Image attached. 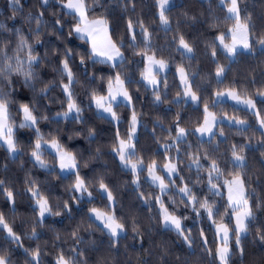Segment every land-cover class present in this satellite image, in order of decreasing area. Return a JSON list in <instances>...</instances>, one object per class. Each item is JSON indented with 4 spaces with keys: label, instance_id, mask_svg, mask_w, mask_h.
Returning a JSON list of instances; mask_svg holds the SVG:
<instances>
[{
    "label": "snow or ice",
    "instance_id": "obj_1",
    "mask_svg": "<svg viewBox=\"0 0 264 264\" xmlns=\"http://www.w3.org/2000/svg\"><path fill=\"white\" fill-rule=\"evenodd\" d=\"M131 2L134 10L135 0ZM169 5L170 0H155L154 6L158 9L159 21L165 31L170 29V21L166 15ZM54 6L60 11L58 14L53 13L55 20L48 34H54L64 44L63 49L41 39L47 28L43 18ZM7 7L11 12L7 19L13 23H0V31L10 34L0 37V148L10 155L19 154L22 146L17 130L27 129L32 135L28 137L26 150L33 165L57 179L69 178L70 195L56 205L51 203L49 194L41 189L35 179L25 177L22 193L0 180V196H3L6 205H11L10 211L13 214L16 212L17 198L22 195L27 200L32 213L30 238L39 239L37 229L48 224L50 217L71 219L75 209L85 202L91 205L87 209V228L95 225L102 234H106L108 249L117 246L121 233H126L127 224L116 209L118 201L115 186L108 182L104 175L97 174L95 168L89 169V172L83 171L89 167V161L99 159V156L90 155L88 160H83L76 149L70 146L69 142L80 136L81 131L65 127L64 135H61V122L65 125H87L83 119L84 101L76 91L81 83L79 74L88 82V110L94 107L98 113L107 114L99 118L108 119L110 123L115 122L111 154L113 158H118L121 172H127L131 177L126 183L134 186L133 191L137 194V199L147 205L149 212L155 210L157 222L169 232L174 230L177 237L191 248L194 243L191 229H188L183 221L189 218V214H193L198 220L207 219L215 227V236L221 240L219 246L206 247L208 241L204 229L199 230L205 245L204 251L211 257L209 264H217V261L219 264H230L231 256L237 252L243 257L245 249L242 247V241L250 231L252 221L256 219L255 212L260 204H250L246 194L245 151L250 149L251 145L243 142L229 143L224 135V126L227 123L228 127H235L242 136L254 129L247 119L229 115L222 105L225 98L237 105H243L245 110L252 112L260 135L264 136V87L256 93L261 98L258 107L253 96L239 92L236 87H217L214 91L210 87L202 88L183 66L177 65L175 74L179 83L175 99L169 100L168 91H161V84L165 89L168 87L166 76L161 79V74L170 70V62L164 59L162 54L158 58L157 50L151 43L152 32L142 20L134 22L131 18L128 19L125 34L117 41L109 19L103 13L94 14V9L89 7L87 0H55L54 4L53 0H39V13L29 12L25 19V23L29 24L27 32L15 26L16 16L23 12L21 0H8ZM217 8L225 13L224 21L233 24L227 32L214 35L211 42L206 43V47L211 49L212 63L216 65L215 83L219 86L227 74L226 69L220 66L216 59L218 54L222 51L225 58L233 60L242 54L240 49L252 53L256 44L264 49V31H261L257 39H252L256 34L255 25L251 23L249 16L241 18L238 0H218ZM69 17L70 20L67 19ZM216 20L213 16L208 27L215 28ZM33 23L35 28L31 27ZM65 27L68 29L66 36ZM137 28L139 32L136 31ZM70 38L83 41L87 51L69 47L67 41ZM172 44L181 56L188 59L193 57L194 44L186 39L183 33L177 31ZM40 49H43V54ZM128 49H131V56L126 55ZM50 51L59 53L56 61L58 67H54L59 76L58 81L55 78L44 79L38 71L47 63ZM77 58L79 64L76 63ZM128 64L133 65L134 70L125 74L123 70ZM97 65L107 67L108 73L105 74L102 69L97 70ZM137 72L139 80L135 78ZM98 81L100 84L97 88ZM133 84L143 86L145 91L151 87L153 104L157 108H163L166 104L176 108L184 106L185 111L191 110L196 116L193 123L191 117L185 119L181 112L177 111L167 128L162 124L157 125L162 136L158 138L155 130L153 131V138L158 147L156 152L149 154L147 158L138 151V129L143 124L134 107L127 131L121 134L119 129L121 118L116 109L121 98L127 106L133 105V96L130 93ZM38 85L41 86L38 88ZM57 88L62 97L59 101L61 107L55 116H52L49 106L42 102L50 100V93ZM24 90L31 95L25 96ZM213 96L215 99H211ZM163 111L167 114L171 109L164 108ZM45 123L56 127L49 128L46 133L41 127ZM87 138L90 142L96 138V133L90 126H87ZM224 144L228 147L221 153L220 148ZM96 151L99 153L100 148ZM46 153L52 156V167H49L45 158ZM261 155L264 156V152ZM185 160L188 161L187 171H194V177L183 174L185 168L181 165ZM229 164L231 171L226 170V165ZM202 173H206V177ZM141 177H144L143 181ZM144 184L150 185L154 190L142 191ZM201 184H206V191L197 189L196 186ZM224 190L227 196L225 204L221 206L222 212L221 207L217 206L216 198L223 199ZM177 196L184 206V212L177 210ZM97 199L103 202L102 206H95ZM233 221L234 227H230ZM80 229L81 225H77L68 233L72 241L69 252L66 253L60 245H53L58 251L47 264H104L103 242L91 249L98 256L97 260L81 259L87 254L80 247L85 243ZM132 231L136 233V237H141L143 243V234L135 222L132 224ZM230 233L234 237V247L230 246ZM259 233L260 243L264 244V229H260ZM0 234L4 235L8 245L15 244L17 249H23L25 264H45L42 257L47 253L39 246L24 247V236L7 219L3 211H0ZM56 239H59V235ZM12 252L11 247L0 248V264H13L10 259Z\"/></svg>",
    "mask_w": 264,
    "mask_h": 264
},
{
    "label": "trees",
    "instance_id": "obj_2",
    "mask_svg": "<svg viewBox=\"0 0 264 264\" xmlns=\"http://www.w3.org/2000/svg\"><path fill=\"white\" fill-rule=\"evenodd\" d=\"M55 0H53V4ZM91 9H94V14L103 13L110 22V26L115 30V39L120 40V31L118 25H125V20L130 17H137L135 20H142L146 25L153 23L154 29L151 36V43L154 49L157 50L158 58L162 54L163 58L170 62V70L161 76L163 79L167 78V89L161 84V91L167 90L169 93V100L175 99L177 85L179 83L176 76V66H183L185 71L190 73L196 84L202 88H211L213 91L217 88L236 87L241 93H247L257 100V106H260L261 98L256 95L258 90L264 87V49H261L259 44L255 45V51L252 53L242 52V54L233 60L225 58V54L221 51L217 56V61L220 66L226 69V79L219 86L215 83L216 65L211 60V49L206 47V43H210L214 35L220 32H227L233 26L231 22H225L223 17L225 13L217 8L218 0H173V3L168 7L166 15L170 21V29L165 31V28L158 27L159 17L155 0H135V9L133 10L131 0H87ZM241 8V18L249 16L251 23L255 25L256 34L252 36L255 40L258 38L261 31H264V0H238ZM39 0H21L23 6L22 14L16 16V27H21L25 32L29 29V24L25 23V19L29 12L39 13L41 10L38 7ZM8 0H0V23L12 25L13 21L7 19L11 15L8 10ZM58 7H52L43 18L46 21L47 28L45 34L42 35V40H47L50 45H56L63 49L64 44L57 39L54 34H48L51 26L55 20L53 13H59ZM217 18L216 27H208V23L212 22V18ZM70 20L71 18H67ZM35 28V24L31 25ZM139 32V28L136 29ZM177 31L183 33L186 39L194 44V55L191 59L183 57L176 50V46L172 44L173 36ZM68 29L65 27L64 34L67 35ZM9 33L0 31V37L8 36ZM230 39V36H229ZM158 44L161 45H157ZM139 42V41H138ZM69 47L76 48L78 51H87V46L83 41L78 39H68ZM218 43V41H217ZM43 54V49H40ZM126 55L131 56V49L126 51ZM59 53L50 51L47 63L43 64L38 71L42 78L59 80V76L54 67H58L56 61ZM139 59V57H134ZM79 64V59H76ZM97 70H103L105 74L109 69L103 65H97ZM129 70H134V66L128 64L124 68V73L128 74ZM81 83L77 86L76 91L80 98L84 101L85 111L83 119L87 125L81 124H68L63 122L60 124L62 129L61 135H64L63 129H76L82 132L80 136L75 137L70 143L76 151L82 156L83 160H88L89 156H99V159L89 161V167L83 169L84 172H89V169L95 168L97 174L104 175L106 180L115 186V195L117 197V213L123 217L124 222L127 224L126 233H123L119 240V244L112 249H108V237L102 234L95 225L87 228V209L91 206L84 203L80 208H76L71 219L68 218H49V223L43 228L37 229L39 239H31L32 213L28 202L21 195L16 201V212L13 214L10 211L11 205H6L3 196H0V211H3L7 219L16 227L24 236V247L36 248L39 246L42 251L47 254L42 257L45 264L53 260L54 254L58 249L53 245H60L67 253L72 247L71 237L68 233L77 225H81L80 235L84 238L85 243L80 245L87 254L81 259H89L95 261L98 256L91 251L93 247L103 242L102 256L104 264H209L210 256H207L203 244V238L199 235V230L204 229L207 237L208 244L206 247L212 248L218 246L217 237L215 236V227L207 219H195L193 214H189V218L184 220L183 223L188 229H191V236L194 241L191 248H188L180 238L177 237L176 232L167 231L163 225L158 223L155 219V210L149 212L147 205L137 199V194L133 191L134 186L126 181H130L131 177L127 172H121L119 161L113 158L111 154V145L114 139L115 124L109 122L108 119H101L93 107L88 110V99L86 90L88 89V82L82 75L78 74ZM135 78L140 79L137 72ZM100 82H97L96 87H99ZM106 85V82H105ZM41 85H38L39 88ZM130 93L133 96V105L127 106L119 104L116 109L121 118L119 129L121 134H124L128 129V121L130 120L132 107L135 108L137 115L142 120L143 126L138 129L139 144L138 151L147 158L151 153L156 152L158 144L154 141L153 131L155 130L156 136H162L160 128L156 127L162 124L167 128L173 121V114L177 111L188 119L192 118L194 123L196 116L191 110L185 111V107L181 106L176 108L170 104H166L163 108H157L153 104L152 90L150 88L145 91L141 85L133 84ZM25 96H30L27 90H24ZM61 93L57 88L50 93V100H45L42 103L49 106V113L55 116L57 110L60 109ZM215 99V97H211ZM229 115H237L241 119H247L249 124L252 125L254 131H248L244 136L240 135L235 127H228L225 123L224 135L228 138L229 143L250 144L251 148L246 149L245 156L247 159V168L245 169L247 175L246 194L249 197L250 204H260L259 209L256 210V219L252 221L251 229L242 241V247L245 249L243 257L237 252L231 256L230 264H264V244L260 243L259 230L264 229V136L260 135V130L255 117L251 112L234 106L228 102H223L222 105ZM39 107V105H37ZM164 108H170V113H165ZM43 111V109H41ZM218 111V109H217ZM15 115V114H14ZM17 119H19L17 117ZM87 126L93 128L96 133L95 141L90 142L87 138ZM42 129L49 128L55 129L56 125H49L47 123L41 125ZM18 139L21 143V150L15 157L10 155L0 148V180H4L17 192L22 193L24 190L25 177L35 179L39 182L40 187L47 194L53 205L62 203V200L70 195L68 185L69 178L57 179L54 176L48 175L44 170L35 167L30 161L28 152L26 150V143L28 137L32 133L27 129H18ZM250 138V139H249ZM100 148L97 153L96 149ZM205 147H208L205 145ZM228 147L224 144L220 148L223 153L224 149ZM210 150V149H209ZM162 151V149H161ZM45 158L48 161L49 167L53 166L52 156L46 153ZM83 162V161H82ZM188 161H184L181 167L185 168L183 173L185 176H195V172L189 173L187 171ZM226 170L231 171V165H226ZM206 177V173H202ZM144 180V177H141ZM223 181H221L222 183ZM198 190L206 191V184L196 186ZM142 191L151 192L154 189L144 184ZM157 194H159L158 190ZM167 199V197H165ZM177 210L184 212V206L179 201V196L176 197ZM217 206L221 207L226 202L225 190L223 199L217 197ZM103 202L99 199L95 201V206H102ZM223 212V207H221ZM230 212V209H229ZM153 217V219H149ZM135 222L137 228L143 234L141 237H136V233L132 231V224ZM227 222V217H225ZM230 227H233L231 224ZM59 235V239L56 236ZM133 237H136L133 239ZM95 241V244H93ZM230 246H235L234 237L230 236ZM11 247L13 252L10 259L13 264H25L26 257L23 249H17L15 244L8 245L4 240V235L0 234V248ZM218 264V261H217Z\"/></svg>",
    "mask_w": 264,
    "mask_h": 264
},
{
    "label": "rangeland",
    "instance_id": "obj_3",
    "mask_svg": "<svg viewBox=\"0 0 264 264\" xmlns=\"http://www.w3.org/2000/svg\"><path fill=\"white\" fill-rule=\"evenodd\" d=\"M173 3V0H170V5ZM169 5V6H170ZM157 16H158V9H157V14H156ZM159 17V16H158ZM134 22L136 21L135 19L137 18V17H130ZM129 18V19H130ZM127 21H128V19H126L125 20V25H118V30L120 31L119 33H120V36L121 37H123L124 36V34H125V28H126V25H127ZM146 26H148L149 27V30L153 33V29L155 28L154 27V25H153V23H151V24H148V25H146ZM158 27H161V28H163L164 29V26L163 25H161L160 24V22L158 23ZM229 36H230V34H229ZM157 43V45H161V44H158V41L156 42ZM152 45H154L155 46V43H152ZM240 51H242V52H247V51H245V50H243V49H240ZM165 73H162L161 74V76L162 75H164ZM179 80V79H178ZM150 89H151V87H149ZM152 90V89H151ZM224 102H228V103H230V104H232V105H234V106H237V107H240V108H243L244 109V106L243 105H237L234 101H231V100H229V99H227V98H225V100H224ZM119 104H125L126 105V102L125 101H123L122 100V98L120 99V101H119ZM95 109V108H94ZM96 111V113L98 114V115H100V116H106L107 114H104V113H102V112H100V113H98L97 112V110H95ZM249 112H251V111H249ZM252 113V112H251ZM114 124H115V122H113ZM227 124V123H226ZM260 130V129H259ZM50 151V150H49ZM10 155V154H9ZM16 155H10V157H15ZM118 159V158H117ZM119 161V160H118ZM158 190V189H157ZM225 195L227 196V193H226V190H225ZM98 223V222H97ZM232 225H233V227H234V221L232 222ZM102 227V226H101ZM174 231V230H173ZM175 232V231H174ZM123 235V233H121V236ZM230 236H231V233H230ZM217 241H218V246L220 245V243H221V240H220V238H218L217 237ZM218 264H219V262H218Z\"/></svg>",
    "mask_w": 264,
    "mask_h": 264
}]
</instances>
